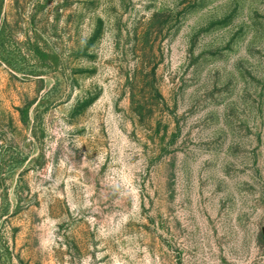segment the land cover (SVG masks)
I'll use <instances>...</instances> for the list:
<instances>
[{
  "label": "rangeland",
  "instance_id": "obj_1",
  "mask_svg": "<svg viewBox=\"0 0 264 264\" xmlns=\"http://www.w3.org/2000/svg\"><path fill=\"white\" fill-rule=\"evenodd\" d=\"M0 264H264V0H0Z\"/></svg>",
  "mask_w": 264,
  "mask_h": 264
}]
</instances>
